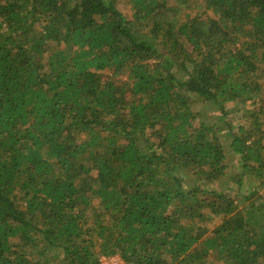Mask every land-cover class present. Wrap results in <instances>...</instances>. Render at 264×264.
I'll use <instances>...</instances> for the list:
<instances>
[{"label": "trees", "instance_id": "obj_1", "mask_svg": "<svg viewBox=\"0 0 264 264\" xmlns=\"http://www.w3.org/2000/svg\"><path fill=\"white\" fill-rule=\"evenodd\" d=\"M264 264V0H0V264Z\"/></svg>", "mask_w": 264, "mask_h": 264}, {"label": "built area", "instance_id": "obj_2", "mask_svg": "<svg viewBox=\"0 0 264 264\" xmlns=\"http://www.w3.org/2000/svg\"><path fill=\"white\" fill-rule=\"evenodd\" d=\"M119 260L118 258H109V259H102L100 261V264H123L120 260L119 262L117 261Z\"/></svg>", "mask_w": 264, "mask_h": 264}, {"label": "rangeland", "instance_id": "obj_3", "mask_svg": "<svg viewBox=\"0 0 264 264\" xmlns=\"http://www.w3.org/2000/svg\"><path fill=\"white\" fill-rule=\"evenodd\" d=\"M113 258H115V259H116L117 257H116V256H114ZM118 259H119V258H118ZM119 260H120V259H119ZM119 260H117V261L119 262ZM120 261H121V260H120ZM121 262H122V261H121ZM122 263H123V262H122ZM123 264H124V263H123Z\"/></svg>", "mask_w": 264, "mask_h": 264}]
</instances>
